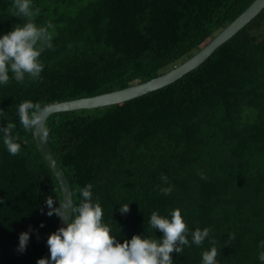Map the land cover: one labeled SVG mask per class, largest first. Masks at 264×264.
I'll return each mask as SVG.
<instances>
[{
  "label": "trees",
  "instance_id": "16d2710c",
  "mask_svg": "<svg viewBox=\"0 0 264 264\" xmlns=\"http://www.w3.org/2000/svg\"><path fill=\"white\" fill-rule=\"evenodd\" d=\"M253 0H32L34 22L49 29L39 80L0 84V128L21 145L11 155L0 133V264H37L59 219L48 196L59 183L20 124L24 101L41 107L157 77L193 55ZM0 0V36L26 22ZM48 142L72 186L91 183L103 222L123 243L162 239L153 211L179 208L189 228L210 229L201 246L173 252L174 264H202L215 240L217 264H262L264 241V9L198 68L138 98L47 119ZM166 175L168 183L162 179ZM172 187L168 195L161 187ZM129 204L122 214L120 207ZM43 225V227H41ZM29 232L24 251L19 236Z\"/></svg>",
  "mask_w": 264,
  "mask_h": 264
},
{
  "label": "clouds",
  "instance_id": "9594fccd",
  "mask_svg": "<svg viewBox=\"0 0 264 264\" xmlns=\"http://www.w3.org/2000/svg\"><path fill=\"white\" fill-rule=\"evenodd\" d=\"M13 7L17 17H24L26 22L21 26L16 24L13 30L0 36V84L7 85L13 74L14 79L23 83L28 76L32 80L41 79L43 64L40 55L44 46L52 48L49 29L54 25L49 22L45 26H37L34 18L39 9L33 11L32 0H14ZM42 108L39 103L24 101L18 107L20 124L27 131L33 129L41 121ZM15 125L7 124L0 128L3 134V143L7 151L15 156L20 152L21 145L12 130ZM45 137L47 132L44 133ZM161 179L167 184L168 178L162 175ZM91 183L79 189L81 200L78 205L70 200L59 201L54 207V198L48 196L46 204L48 216L55 214L64 221H69L66 227H60L47 238L50 260L40 258L37 264H174L172 253H182L183 247L191 243L201 246L210 236V229L189 228L179 208L170 212V217L153 211L149 224L151 228L163 233L162 239L133 235L131 240L123 243L113 236L111 227L103 222L101 204L93 200ZM172 187H161L164 195L172 192ZM70 209V213L68 211ZM122 214L129 211V204L119 208ZM43 227V225H41ZM29 232H22L19 236V250L24 251L29 241ZM211 247L202 252V264H217L218 249L215 240H209ZM259 247L264 249V241ZM258 259L264 264V250L259 252Z\"/></svg>",
  "mask_w": 264,
  "mask_h": 264
},
{
  "label": "water",
  "instance_id": "95a60500",
  "mask_svg": "<svg viewBox=\"0 0 264 264\" xmlns=\"http://www.w3.org/2000/svg\"><path fill=\"white\" fill-rule=\"evenodd\" d=\"M263 9L264 0H253L242 13H240L233 21L228 23L219 32H217L212 37V39H210L193 55L157 77L113 91H108L88 97L63 100L44 106L43 108H46V110L42 113V118L38 125L33 127V135L38 151L44 158L49 168L52 170L59 183L62 202L64 200L66 202L67 200H70L73 203V192L67 174L65 173L62 166L58 163L48 142L47 136L45 137L44 135L46 132L47 119L51 114L120 104L163 88L202 65L219 46L236 35ZM68 211L70 213V209H68ZM68 222L69 221L59 219L56 230H58L60 227H66ZM43 258L50 260V252L48 248Z\"/></svg>",
  "mask_w": 264,
  "mask_h": 264
}]
</instances>
